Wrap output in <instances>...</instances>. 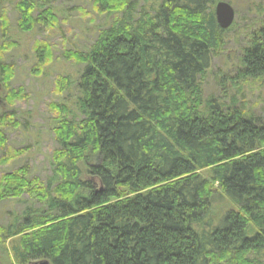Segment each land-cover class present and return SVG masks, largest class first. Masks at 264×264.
Listing matches in <instances>:
<instances>
[{"label": "trees", "instance_id": "1", "mask_svg": "<svg viewBox=\"0 0 264 264\" xmlns=\"http://www.w3.org/2000/svg\"><path fill=\"white\" fill-rule=\"evenodd\" d=\"M133 1L97 0L124 19L88 51L63 54L83 66L75 81L56 78L59 94L76 92L80 120H68L66 106L50 105L60 122L53 187L28 166L0 177V203L26 194L40 204L23 209L13 225L0 224V243L13 242L18 264H264V118L233 97L207 105L202 93L231 28L218 26L214 0H162L142 15ZM16 8L21 32L43 21L56 25L51 8L39 14L31 0ZM36 45L44 68L53 49ZM6 52L0 47V58ZM240 63L239 82L264 81V25ZM1 70L9 84L13 67ZM22 99L10 89L2 99L9 110L0 105L1 151L6 129L17 128L10 108ZM81 163L91 180L81 179ZM202 170L210 171L207 178ZM224 199L238 211L210 221Z\"/></svg>", "mask_w": 264, "mask_h": 264}, {"label": "rangeland", "instance_id": "2", "mask_svg": "<svg viewBox=\"0 0 264 264\" xmlns=\"http://www.w3.org/2000/svg\"><path fill=\"white\" fill-rule=\"evenodd\" d=\"M20 1L0 0V47L7 51L0 58L2 112L9 110L2 100L8 89L23 94L22 101L10 108L17 128L6 129L8 144L6 149L0 150V177L13 173L22 166H28L32 177L40 178L44 187H50L56 180L52 155L59 149L54 130L60 125V122L53 118L50 105H64L70 110L68 120L75 122L80 120L76 92L70 87L63 94H59L56 89V78L66 77L70 82L75 81L83 66L68 61L63 54L76 50L88 51L103 31L115 21L124 19V16L104 12L97 5V0H31L39 14L51 8L57 22L51 26L43 21L32 31L24 33L17 27L20 15L16 6ZM133 2L137 4V13L142 15L153 14V9H158L162 0ZM214 2V13L219 2L230 4L235 11V20L231 29L224 35V45L212 59L202 82L203 99L207 105L211 100L221 105L231 104L233 97L238 106L263 119L264 81L239 82L236 75L241 67L243 49L251 40L252 34L264 25V0H214ZM127 17L135 19L137 16ZM37 43L50 45L54 52L53 60L44 68L39 65L36 55ZM1 65L5 67L10 65L14 69V78L9 84L2 75ZM8 158H11L10 162L6 161ZM95 159L96 156H92L90 162ZM80 169L81 179L84 182L91 180L89 166L81 163ZM209 172L202 170L199 173L207 178ZM215 189L219 190L217 185ZM25 195L21 200L0 203L1 225H13L14 218L23 209L40 206L38 202ZM224 200L213 208L210 221H217L226 211H238L229 200ZM204 230L208 228L204 227ZM11 243H13L11 240L6 244L0 243V264H18Z\"/></svg>", "mask_w": 264, "mask_h": 264}, {"label": "water", "instance_id": "3", "mask_svg": "<svg viewBox=\"0 0 264 264\" xmlns=\"http://www.w3.org/2000/svg\"><path fill=\"white\" fill-rule=\"evenodd\" d=\"M215 18L218 26L222 30L230 29L235 20V11L233 7L225 2H219L215 9ZM32 264H51L48 260L34 262Z\"/></svg>", "mask_w": 264, "mask_h": 264}]
</instances>
